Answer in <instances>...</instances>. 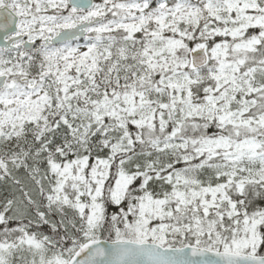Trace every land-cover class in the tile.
Listing matches in <instances>:
<instances>
[{
    "label": "snow or ice",
    "instance_id": "1",
    "mask_svg": "<svg viewBox=\"0 0 264 264\" xmlns=\"http://www.w3.org/2000/svg\"><path fill=\"white\" fill-rule=\"evenodd\" d=\"M0 264H264V0H0Z\"/></svg>",
    "mask_w": 264,
    "mask_h": 264
}]
</instances>
